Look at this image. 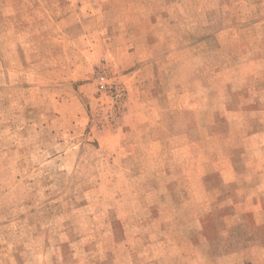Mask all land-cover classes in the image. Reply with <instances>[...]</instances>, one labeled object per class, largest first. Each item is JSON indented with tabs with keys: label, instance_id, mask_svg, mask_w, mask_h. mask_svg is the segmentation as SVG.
<instances>
[{
	"label": "rangeland",
	"instance_id": "1",
	"mask_svg": "<svg viewBox=\"0 0 264 264\" xmlns=\"http://www.w3.org/2000/svg\"><path fill=\"white\" fill-rule=\"evenodd\" d=\"M144 30L166 39L144 49ZM147 56L161 95L185 81L199 93L203 81L209 103L128 122ZM185 130L227 132L219 144L234 148L264 132V0H0V264H218L243 234L220 241L209 216L200 244L183 214V168L148 152L146 133ZM246 142L262 148L241 174L259 175L264 136ZM177 244L181 255L168 250Z\"/></svg>",
	"mask_w": 264,
	"mask_h": 264
},
{
	"label": "crops",
	"instance_id": "2",
	"mask_svg": "<svg viewBox=\"0 0 264 264\" xmlns=\"http://www.w3.org/2000/svg\"><path fill=\"white\" fill-rule=\"evenodd\" d=\"M131 22L128 18L127 24L129 25ZM140 22H142L141 24L144 28H147L149 24L155 22V17L140 18ZM127 30L130 29L128 28ZM142 34L143 36H140V38L144 42H148L144 43V49L150 51L156 50V46L155 44L150 46L149 41L155 42L154 40L166 39L160 38L157 33H149L145 32V30ZM219 35V33H216L204 39L201 38L197 45L206 46L215 37L218 38ZM221 43L228 42L223 41ZM192 48L193 45H188L181 53H184V55L191 54ZM148 55H151V53ZM169 56L171 54L166 55L167 58ZM148 57L140 60L144 61V63L142 68L136 71L137 83L142 85V88L137 90V98L133 100L134 104L137 105L136 109L133 111L129 109L130 111L126 117L128 122L136 121L142 125L149 124V121L158 119L159 112L167 110L168 113L169 110L172 111L177 108L180 111H186L185 109L187 108L192 110L194 106L200 105L202 107L209 103L208 87L203 81H200L197 87L201 91L199 93H193L192 83L185 81L179 84H172V87L167 88L168 91L162 92L163 94L161 95V90L164 87L160 85L161 83L152 79L155 78L154 73L156 74V70L154 63L147 60ZM236 64L229 70L241 72L240 64ZM216 67H219V65H216ZM220 67L223 66L220 64ZM197 72H200V70ZM143 86L152 87L153 91H148L150 88L146 90L147 87L144 89ZM194 96L199 97L196 98ZM139 131L138 129L136 133L140 137L141 133H138ZM146 135L151 138L148 152H152L154 158L158 156L156 149H161V157L168 162L165 170H172L174 164L178 165V170H181V168L184 170L186 191L183 192L181 200L184 201V208L182 209L187 210V212L183 214L186 217H194V222L198 224L194 229L188 226L190 224L188 223L186 228H190L192 234L194 229L195 234L203 236L199 240L200 244L205 246L209 244L205 231V217L213 216L221 219L222 229L217 238L222 242L226 241L230 235L235 237L236 233H243L240 247L229 251L223 250V253L217 259V263H225L224 261L229 260L232 264H264V176H262L264 175V168H259V175L253 171H246L244 176H242L240 171L244 163L245 165H253L252 161H249L248 154L250 151L256 153L257 148H262L246 142V139L256 141L259 137L264 136V132L258 131L248 134L244 138V144L237 148L219 144V141L225 139L228 135L227 132H215L206 136V138L201 137L199 139H192L187 130L166 135L167 137L164 139L156 138L152 133H146ZM163 144H168V147ZM241 147H243V151H240ZM254 147L257 148L255 149ZM174 154L180 155L181 160L179 162L174 159ZM209 174H213L216 177V186H212L207 179ZM226 186L230 187V192L224 194L223 190ZM214 203L217 206L216 210L213 209ZM192 207H194V211H192ZM258 230L259 236L256 234ZM204 241L205 244L203 243ZM206 248L208 247L206 246ZM169 249H174L175 253L180 251V255L184 251L180 244L172 245L168 247Z\"/></svg>",
	"mask_w": 264,
	"mask_h": 264
},
{
	"label": "trees",
	"instance_id": "3",
	"mask_svg": "<svg viewBox=\"0 0 264 264\" xmlns=\"http://www.w3.org/2000/svg\"><path fill=\"white\" fill-rule=\"evenodd\" d=\"M240 234H243V233H241V232H239Z\"/></svg>",
	"mask_w": 264,
	"mask_h": 264
}]
</instances>
